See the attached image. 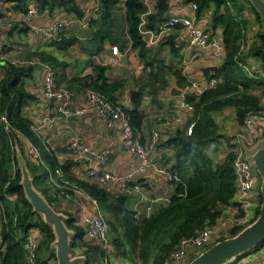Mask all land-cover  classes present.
<instances>
[{"label": "trees", "instance_id": "trees-1", "mask_svg": "<svg viewBox=\"0 0 264 264\" xmlns=\"http://www.w3.org/2000/svg\"><path fill=\"white\" fill-rule=\"evenodd\" d=\"M16 1L19 2V10L24 14H28V3L34 2L41 13L64 11L78 19H83L85 16V13L78 7L77 0ZM101 1L103 10L101 18L91 19L93 29H98L93 35V41L99 46L94 55L100 53L107 38H112V42L122 49L130 43V46L144 57L148 55L150 49L141 33L143 21L145 23L142 28L157 31L159 26L169 18L168 13L173 0H155L151 14H148V8L143 0H124L122 3H124L128 39L126 37L118 40L112 37L111 32L113 31L115 8L121 1ZM188 2L198 5V18L207 10L212 9V32H217L220 28L223 30L225 58L214 73L204 70L208 81L221 80V84L205 90L196 101L188 100L193 104L194 111L187 126L177 131L175 136L161 145L163 148L171 149V155H166L165 166H168L172 175L178 176L182 181L180 183L172 181L175 185V193L171 197V202L159 207L147 218H138L135 211L127 208V196L112 194L94 183L70 178L73 162L60 163L51 153L46 152V145L36 133L33 121L26 113L30 103L35 102L37 97L27 91L25 82L33 78L38 64L50 66L56 71L59 86L69 88L71 91L92 89L115 105L119 104L115 101L114 95L125 88V82L110 80L106 75L109 67L99 65L93 66L96 78L87 75L66 80L69 62L61 60L54 53L46 50H28L27 46L19 50L16 61H3L5 66L1 67L6 72L3 77H0V207L3 209V225L0 230V264H29L23 244L26 236L34 229H38L41 235L36 258L37 264H51L52 262L57 264L55 250L51 248L55 239L53 229L43 221L40 215L33 212L20 184L21 171L16 158V143L24 153L27 165L34 177L35 186L55 209V202L59 195L64 198V192L73 194L72 186L75 184L79 190L96 200L102 211L110 215V218L106 220L111 225V230H117V223L122 225L127 246L119 237H114V239L112 237V239L122 257H130L134 264H164L182 240L192 238L198 231L218 224L228 213H233V216L238 219L244 217V212L239 210L236 203L238 192L235 174L237 146L228 140L230 152L222 162L214 160L208 151L212 145L220 144L224 138L213 114L234 110L235 121L242 126L250 113L264 111L262 96L256 94L261 90V94L264 95V22L252 7L260 30L247 54H241L249 26L242 16V10L243 3H248V0H188ZM106 25L108 29L103 28ZM20 33L28 34L29 31L23 28ZM77 43L78 40L74 37H64L61 41L50 43L48 46L64 53ZM159 44L170 46L172 55L181 63L183 57L181 48L177 45V36H168ZM4 47L6 45L3 46L2 52L6 50ZM12 49L13 47L10 46L6 52ZM249 58L261 63L263 76H251L244 69L242 64ZM146 62L152 65L150 59L147 58ZM158 66L157 70L152 71L151 78L141 83L142 88L132 92L133 108L122 107L128 114L136 134L137 130H141L144 125L142 123L145 114L142 111V102L145 98V89L150 88V93L155 98L159 94H164L170 87L164 76L166 66L161 64ZM170 71L179 88L183 90L191 85L182 71L177 68H170ZM192 124H194L192 134L188 135V127ZM6 126L10 128L11 134L7 133ZM20 137L27 139L39 150L51 172L61 170L62 178L58 177L57 183L62 188L55 184H51V187H44V183L49 180L50 171H46L42 165L30 164L20 145ZM140 142L144 144L142 139ZM259 197L262 204L261 192ZM260 208L255 210L252 223L259 217ZM68 226L76 232L72 238V254L75 249L80 248L81 253L88 259L87 264H92L96 256L102 255L101 247L98 244L89 245L85 240L84 229L76 225L73 219H69ZM243 229L245 228L233 229L231 236H236ZM263 247L260 246L253 251Z\"/></svg>", "mask_w": 264, "mask_h": 264}, {"label": "crops", "instance_id": "crops-1", "mask_svg": "<svg viewBox=\"0 0 264 264\" xmlns=\"http://www.w3.org/2000/svg\"><path fill=\"white\" fill-rule=\"evenodd\" d=\"M3 2V14L0 17V35L4 38V46L7 44V41L14 43L12 51L6 53L7 61H16L19 55V50L24 48V46H27L28 50H46L54 53L61 60L69 62V66L66 71V80L74 77H84L87 75H92L94 78H96V73L94 72L95 70L93 67L94 65L109 67L106 75L110 80H121L125 82V88L119 92H116L114 95L115 101L124 108H133L131 101L132 92L142 88L141 83L151 78L152 71L157 70V67H159L158 64L166 66L164 76L170 87L164 92V94H159L155 98L150 93V88L145 89V98L142 102V111L145 114V119L142 123L144 125L141 130H137L138 135H136L139 140H143V145L145 147L151 148L152 134L154 132L159 134L158 144L155 147V152H153L152 159L154 162L158 163L157 166L159 165L161 168H166L169 173V168L168 166H165V164L167 161V156L171 155V149L167 147L163 148L161 145L166 143V140L169 138L175 136L177 131L183 130L187 126L188 121L192 116V113L189 112H184L181 115H177L173 109L171 104L173 98L168 94L172 86L177 88L179 87L178 84H176L175 77L170 71V68H177L178 70L182 71V74L186 77L189 84L196 83L205 85L208 80L205 78L204 70L210 66L219 67L224 58L221 59V61L216 60L213 58L212 52L210 50L192 48L188 46L185 42L184 31L178 28L173 30L169 36H177V45L180 46L181 55L183 57L181 63H179L178 59L172 55L171 47L168 45L148 44L150 52L147 56L142 57L139 54V51L134 50L130 46V43L122 49L119 47V45L110 42V40H113L112 38H107L104 41L102 47L103 49L100 51V53L94 55L99 49L98 44L93 41L94 32L98 29H93L90 22L83 27L79 25L68 27L65 30L63 37H74L78 40V43L71 47L68 52H59L54 47L48 46L49 43H46L37 29L41 27H48V25L55 20H67L73 18V16L65 13L64 11H55L53 13H50L49 11L41 13L39 11L38 15L29 16L28 14H24L19 10L20 5L18 1L3 0ZM77 4L80 10L86 13V11H88L94 5V0H77ZM154 5L155 0H150V8L153 10ZM33 6H36V4L34 2H29L28 10ZM117 7L122 9L124 35L121 38L114 39H125L126 37L128 39L125 23L124 3L121 2L119 5H117ZM170 8L171 9L168 13L169 17L193 16V12L189 5H178L173 0L171 2ZM116 11L117 9L115 10V16L118 13ZM102 12L103 10L101 9L97 20L101 18ZM212 14V9L204 12L196 21V26L213 31L211 26ZM33 27H35V29ZM23 28L27 29L29 33H20V30ZM103 28L108 29V25L104 26ZM113 28L114 27H112V29ZM222 32L223 30L220 28L217 30V32L213 33L219 39L223 40ZM145 39L147 40V37H145ZM82 44L83 46L80 48L79 45ZM113 46L120 48V61L115 66L106 65L114 56L112 50ZM76 47L83 49V51L81 50L82 53L74 59L69 58V56H72V54H77V52H73ZM147 58L150 59L152 65L147 64ZM256 63L257 61L252 58L247 59L245 62V64ZM5 72L6 71L3 69V67L0 66V77H3ZM44 73V66L42 64H38L33 78L25 82L27 91L37 97L35 102L30 103L26 113L33 121V127L36 133L42 138L44 144L46 145V152L51 153L60 163L70 161L73 162L74 166L71 168L70 178L72 177L73 179L89 183L86 176L87 170L89 168L88 161L85 159H79L75 153L67 151V147L75 139L87 144L88 146H91L97 151L109 150L111 152V157L108 171H110L115 176L124 177L139 166L140 162L138 158L125 150L122 139V129L119 124L103 123L94 111H89L82 117H72L69 119L56 116L54 114L52 103L46 101L42 97ZM179 89L182 90L181 88ZM72 92L74 95V104L78 107H87L85 100L87 90L73 89ZM223 112L233 113L234 110H226ZM241 128L242 126L238 124V129L240 130ZM227 135L228 134H225V138L222 139L221 143H223V141L232 139V137L227 139ZM234 138L235 139L233 140L237 142L235 146L239 147V141L236 139L235 135ZM20 142V145L24 149L26 157L31 165H42V168L51 172L48 165L45 164V161L43 160L39 150L35 146L31 145V143L23 137H20ZM213 146H211L209 151L211 149L217 148L216 145L215 147ZM162 150L163 154L161 155V158H159V155H156V152ZM229 152L230 149L227 151V147L225 149L223 148V155L218 159L224 161L225 156ZM217 162L221 161L217 160ZM48 183L51 185L49 180ZM72 188L75 190L72 198L70 200H66L59 195L58 200L55 202V204L58 205V208L56 206L55 207L59 212H63L68 215L70 219H73L75 222H79L78 219L80 217L82 218L84 215H91L93 213L94 205L92 198L83 191L79 190L75 184H73ZM102 188L108 192L110 191L112 194L127 196L128 203L130 202L133 211L137 213L138 218H147L159 207L169 204L171 202V197L175 193V185L172 183L169 174H160L155 169L149 170L143 178L136 180L128 187V191L126 193H123V187L119 183H109V185L103 186ZM2 212L3 209L0 207V230L3 225ZM85 240L89 245L96 244L87 237H85ZM98 257L99 256H96L94 259L96 260ZM114 258L115 256L112 257V263H118V261ZM238 263L264 264V247L248 254V256Z\"/></svg>", "mask_w": 264, "mask_h": 264}, {"label": "built area", "instance_id": "built-area-1", "mask_svg": "<svg viewBox=\"0 0 264 264\" xmlns=\"http://www.w3.org/2000/svg\"><path fill=\"white\" fill-rule=\"evenodd\" d=\"M124 2V0H120ZM188 0H174L178 5H189L193 12L192 17L187 16H173L169 17L163 22L157 31L147 30L143 27L145 23L143 21L141 26V33L147 37L148 44L157 45L163 42V39L168 37L175 29H181L185 33V42L192 48L208 49L212 52V56L216 60L225 58V45L223 40L219 39L211 30L206 28H200L196 26L198 20L197 12L199 7L194 2H188ZM144 5L148 8V14L153 12L150 8V0H143ZM102 2L101 0H94V5L88 11H86L83 19L70 18V19H58L51 22L48 27L36 28L40 35L44 38L46 43L59 42L64 37V32L68 27L73 25H79L81 27L86 26L91 19L97 18L101 12ZM242 16L248 22V30L245 40V45L241 49V54H246L252 43L254 42L257 34L260 30V25L257 23L254 13L252 12V6L250 3H243ZM4 2L0 0V17L3 14ZM29 16H36L39 11L36 6L30 7L28 10ZM35 29V27H33ZM4 38L0 35V55L4 46ZM113 57L106 65L115 66L119 63L120 48L117 46L112 47ZM44 66V81H43V93L42 97L52 103L54 114L58 117L69 119L72 117H82L89 111H94L99 119L105 123H117L122 129V139L125 150L132 155H135L140 164L134 170L128 173L124 177H118L108 171L111 152L109 150L97 151L91 146L80 142L79 140H73L67 147L68 152H73L79 159H85L89 163L87 170L88 182L94 183L100 187L107 186L109 183H119L122 185L123 193L128 191V187L132 185L136 180L143 178L147 172L151 169H155L160 174H169L170 179L180 183L182 180L176 175L168 173L166 168H161L158 163L152 159L155 147L158 144L159 134L154 132L151 137L152 147H145L136 135L134 126L130 123L128 114L125 113L121 105H115L105 97L92 89H88L86 92L85 100L87 107H78L73 101V92L68 88L61 87L57 84L56 71L52 67ZM242 66L251 76H263V72L260 66L257 64H245ZM218 84H221V80H211L205 83V85L191 84L182 91V96L172 99V106L177 115H181L184 112L192 113L194 106L189 103L186 95H192L196 99L203 94L205 90L212 89ZM243 134L238 136L239 147L236 150L235 161V174H236V186L238 189L236 195V203L239 210L244 212L243 218H236L233 215H225L218 224L208 227L204 230H200L192 238H187L181 241L178 248L169 255V258L164 264H188L194 258L205 252L211 246L226 240V238L232 237L231 232L235 228H245L250 225L255 218V210L261 207V198L259 191V178L257 169L253 163L247 159L246 150L253 147L255 143L259 142L261 135L264 134V111L260 113H250L244 120ZM7 133L11 134V130L8 126ZM194 124L188 127L187 134L191 135ZM242 132V131H241ZM163 154L162 151L156 152V155ZM62 178L61 170L57 169L55 172H50L49 181L51 184L62 188L57 183V178ZM138 188V186H137ZM66 189V188H65ZM75 192V190H72ZM77 192V191H76ZM78 193V192H77ZM72 193L64 192V199L70 200ZM13 200V199H11ZM94 205V211L91 215H84L78 219L76 225L81 226L86 237L94 241L101 247L102 255H100L92 264H113L112 257L116 255V247L114 240L110 236L111 225L104 218L99 203L92 199ZM251 210H254L251 212ZM235 215V214H234ZM41 235L38 229L30 232L23 244V248L26 252L27 261L29 264H37V251L40 246ZM206 249V250H205ZM205 250V251H204Z\"/></svg>", "mask_w": 264, "mask_h": 264}, {"label": "water", "instance_id": "water-1", "mask_svg": "<svg viewBox=\"0 0 264 264\" xmlns=\"http://www.w3.org/2000/svg\"><path fill=\"white\" fill-rule=\"evenodd\" d=\"M248 2L264 22V0H248ZM4 65L5 62H0V66ZM218 69V66L206 68L212 73ZM182 93V90L172 86L168 95L174 99L182 96ZM186 97L196 101V98L192 95L187 94ZM15 146L17 163L21 171L20 184L24 189L28 203L33 208V212L40 215L43 221L53 229L55 239L51 248L55 250L57 264H87L88 259L85 255H75L71 252L72 238L76 232L68 226L70 217L57 211L37 189L24 153L17 143ZM246 155L247 159L257 169L259 178H261L263 202L259 217L236 236L226 238V240L211 246L188 264H236L252 253L253 250L264 246V140H261L253 150L247 149Z\"/></svg>", "mask_w": 264, "mask_h": 264}, {"label": "rangeland", "instance_id": "rangeland-1", "mask_svg": "<svg viewBox=\"0 0 264 264\" xmlns=\"http://www.w3.org/2000/svg\"><path fill=\"white\" fill-rule=\"evenodd\" d=\"M116 9H117L116 12H118V13L116 14V16L114 17V20H113V27H114L113 29L115 31L113 30V32H112L111 35H112L113 38H121L124 35V28H123V21H122L123 16H122V11H121L122 9H120L118 7H116ZM113 34H114V36H113ZM110 42H112V41L110 40ZM10 46L13 47L14 45H13V43L7 41L6 47H4L6 50L5 51L3 50L4 52H2L1 55H0V62L7 61L6 60V54H5V52L8 50V47H10ZM81 46H83V44L82 45H79L80 48H81ZM80 48L76 47L75 50L73 51V52H77L78 55L77 54H75V55L72 54V56H69V58L74 59L77 56H79L82 53V51H83V49H80ZM256 64L261 67V63H258L257 62ZM256 94L258 96L261 95L262 96V99L264 101V95L261 94V90L258 91V92H256ZM213 117H214L215 121L218 123V125L220 127V131H221L220 133L222 134V136L224 135V138H225V134H228L226 136V138L227 139H230L232 137L231 142H232L233 145H236L237 142H235L233 140V139H235L234 138V135L236 136V139L238 141H240L239 138H238V136L239 137L242 136L243 130H242V128L240 130L238 129V124L235 121V114H234V112L233 113H229V112H226L225 113V112H223L222 114L221 113H216V114H213ZM223 132H225V133H223ZM261 140H264V134L261 135L260 141ZM260 141L257 142V143H255V145L253 147H249L250 150H253V148L256 147L258 145V143H260ZM228 145H229L228 140L227 141H223V143H220V144L216 145V147H217L216 149H211L208 152V154L214 160H216V161L218 160V161H221L222 162V160H219L218 158L223 155L222 154L223 148L225 149L227 147V151L229 150ZM238 145H239V142H238ZM213 147H215V145ZM46 186L51 187V185L47 181L44 183V187L45 188H46ZM260 186H261V182H259V185H258L259 191L261 192V187ZM55 206L58 208V205L57 204H55ZM127 208L130 209V210H133L130 202L127 204ZM253 211L254 210H251V212H253ZM101 212H102V214H103V216H104L105 219L106 218H110V215L108 213H106L104 211H101ZM234 214H235V212H234ZM227 215H233V213H228ZM116 228H117V230H111L110 236H112L113 239H114V237L115 238L119 237L122 240V242L125 243V245L127 246V241L124 238V232H123L122 225L120 223H117L116 224ZM74 254L75 255L82 254L81 253V249L80 248L75 249ZM114 259H116L119 264H134L132 262V259L130 257L127 256V258H123L122 255H121V253H119V251H117V248H116V255H115V258ZM118 263L117 262H114L113 264H118ZM51 264H55V262H52ZM237 264H239V263H237Z\"/></svg>", "mask_w": 264, "mask_h": 264}]
</instances>
